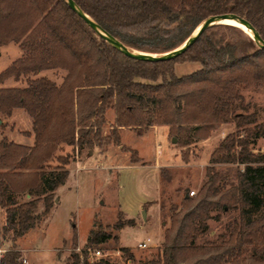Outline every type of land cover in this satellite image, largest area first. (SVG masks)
Instances as JSON below:
<instances>
[{"label":"trees","instance_id":"obj_1","mask_svg":"<svg viewBox=\"0 0 264 264\" xmlns=\"http://www.w3.org/2000/svg\"><path fill=\"white\" fill-rule=\"evenodd\" d=\"M74 2L114 38L147 53L180 46L201 21L220 13L244 17L264 37V0ZM208 30L182 55L147 63L109 45L64 0H0V46L14 42L22 50L1 70L0 85L9 77L17 80L50 68L67 71L60 84L38 76L26 77L24 86H0V116L10 117L13 109L22 108L32 119L34 135L31 146L0 140V208L6 213L2 230L13 243L0 264H22L14 242L49 215L54 191L66 182L71 154L54 156L60 144L73 150L102 142L118 145L120 127L141 135L151 125H168L176 136L185 130V122L194 124V131L226 122H234L236 129L209 155L198 194L191 196L185 189L179 205L172 207L162 245L148 264H235L247 250L251 261L264 263V152L252 150L256 140L264 138V121L248 112L241 92L252 85L264 88V46L250 36L218 44ZM61 52L67 53L69 63ZM182 62L199 68L177 76L175 63ZM107 109L114 111V120L104 136L101 125ZM190 141L186 137L183 143ZM218 163L243 166L234 173L235 183L215 169ZM20 191L35 197L18 202ZM232 208H238L239 219L227 232L208 238V220H218L219 211ZM134 224V219L120 216L112 227ZM73 228L71 243L76 247ZM112 237L117 238L92 228L85 244ZM87 248L81 254L72 250L66 264H115L106 258L89 260ZM120 251L132 260L128 246Z\"/></svg>","mask_w":264,"mask_h":264},{"label":"rangeland","instance_id":"obj_2","mask_svg":"<svg viewBox=\"0 0 264 264\" xmlns=\"http://www.w3.org/2000/svg\"><path fill=\"white\" fill-rule=\"evenodd\" d=\"M220 24L224 23L214 24L208 30V34L218 44L250 36L236 26L227 27ZM21 52L22 50L17 43L8 42L1 45L0 71L7 66L8 61H10V65L13 60L17 59ZM61 53L65 63H69L67 53ZM196 65L198 64L192 62L175 63L174 73L177 76H182V74L197 70L199 65L197 67ZM43 71L34 75L29 74L22 76V78L19 77L21 79L18 78L17 80L21 81L15 80L17 81L15 84L24 86L26 77L34 78L38 76H45L49 80L51 79L60 84L67 73L66 69L63 68H50V70ZM241 92L248 105V112L254 111L258 122L264 121V88L252 85ZM236 113H239V110ZM26 116L16 112L14 116L15 125L14 122L9 120V117L2 115L0 117V140L6 138L8 141H12L6 135L9 129L28 128L29 124L26 121ZM113 120L114 111L107 109L105 111V122L101 125L102 135H109ZM186 123L183 125L186 127L185 130L176 136L169 132L168 125H157L158 129L151 128L148 130L147 128L141 135H138L135 129L131 128L123 130L120 135L119 129L118 145L102 142L100 146L85 147L81 150L74 148L73 150V146L60 144L59 149L54 152V156L70 153L69 164L77 159V153L80 158L84 159L89 150L102 153L105 149L111 147L114 153L118 154V158L123 164L137 162L143 166L120 165L119 175L114 172L101 176V174H94L87 165L83 168H77L75 164L72 165L68 185L59 186L58 190L54 191L53 205L49 215L14 242V246L20 251L18 261L26 264L22 261V258H25L28 264H66L72 250L78 252L75 249L76 247H80L81 250L86 247L100 249L103 256L101 258H106L115 264H148L153 260L162 245L164 231L169 225L168 217L172 207L179 205L185 189L188 191L193 190L196 192L195 195L198 194V190L206 180L205 168L209 164V155L227 134L236 129L234 122H226L217 124L212 128L209 126L200 129V131H194L191 129L194 124ZM21 132L25 134L29 131L21 130ZM186 137L191 140L189 144L183 143ZM172 138L175 141H172ZM252 150L254 152H264V138L257 139ZM158 160L162 164L160 167L155 165ZM51 163H55V160L52 159ZM69 164L66 167L67 170ZM91 164L90 162L88 165ZM214 167L217 171L219 170L228 175L230 183H235L234 173L237 168L241 169L243 166L237 163H218ZM25 192L27 191L17 193L18 202L35 197L33 195L27 197ZM56 196L59 197V200L58 198L56 200ZM120 201L130 209V215L134 217L135 224L116 230L112 227V224L120 216L126 218L125 213L119 209L118 203ZM146 201L150 202H147L142 208L138 207L139 203ZM153 202L157 205L149 209V217L145 219L147 212L142 215V210L147 211V208ZM42 208L43 203L40 201L37 204L36 212L39 213ZM262 211L263 209L252 212L251 217L259 215ZM5 217L6 213L0 208V247L3 249L13 244L9 234L3 236L2 226L5 223ZM238 219V208L219 211L218 220H208L210 231L207 237L215 239L220 233L227 232L228 226H232L231 223ZM73 226L77 235L76 247H73L74 245L71 243ZM92 228H101L103 231L116 235L117 238L112 237L103 243H91L86 246V238ZM146 237L151 239L149 247L139 248L137 246L138 242L145 240ZM19 246L23 248L24 255ZM122 246L130 248L133 255L132 260L124 257L122 251H120ZM248 255L249 250L245 251L240 261L235 264H264L251 261ZM88 259L94 260L97 258L88 254Z\"/></svg>","mask_w":264,"mask_h":264},{"label":"water","instance_id":"obj_3","mask_svg":"<svg viewBox=\"0 0 264 264\" xmlns=\"http://www.w3.org/2000/svg\"><path fill=\"white\" fill-rule=\"evenodd\" d=\"M68 4V6L72 9L74 13H76L81 19L85 21V23L94 30V32L104 39L109 45L117 48L122 54L130 59H136L143 62H166L168 60L174 59L183 52H185L197 39L198 37L207 29H209L212 25L221 23L224 19L234 18L238 20L243 26H246L250 29V37L253 38L255 42H257L260 46H264V37L260 35L258 30L252 25L248 20L244 17L234 13H220L210 15L201 21L197 28L182 42V44L172 50L165 51L164 53H147L135 48H131L128 45H125L123 42L118 40L116 37L114 38L110 33H108L105 29H103L100 25H98L87 13L81 10L78 5L74 2V0H64ZM1 122V121H0ZM172 141H175L172 138ZM145 214V211H143Z\"/></svg>","mask_w":264,"mask_h":264},{"label":"crops","instance_id":"obj_4","mask_svg":"<svg viewBox=\"0 0 264 264\" xmlns=\"http://www.w3.org/2000/svg\"><path fill=\"white\" fill-rule=\"evenodd\" d=\"M6 46V45H5ZM2 47H4V46H2ZM22 53V52H21ZM21 53H20V55H21ZM20 55H18V56H20ZM15 59V58H14ZM9 62L10 61H8V64H7V66L9 65ZM6 66V67H7ZM198 65H196V67H197ZM1 72V71H0ZM40 72H44V71H40ZM21 78H22V76H21ZM21 78H19V79H21ZM17 81H21V80H17ZM17 81H15V79L14 78H7L6 80H4V82L3 83H1V85L0 86H3V87H18L19 86V84L18 85H16L15 84V82L17 83ZM13 82V83H12ZM23 111V109L22 108H20V107H18V108H15V109H13L12 110V112H11V116L9 117V120H11L12 122H14L15 123V125H16V121H15V113L17 112V113H19V114H21V115H24V116H26L27 118H26V121H27V123L29 124V126H28V128H26V129H21V128H19V130H17V128H14V129H9V130H7V132H6V135L8 136V138H9V140H12V141H14L15 143H17V144H23V145H26V146H31L32 144H33V142H34V136H33V134H32V130H31V127H32V119H31V117L28 115V114H26L24 111ZM26 115H25V114ZM1 117V116H0ZM17 127V126H16ZM151 128H153V129H158V126L157 125H151L149 128H148V130H150ZM125 129H127V128H123V127H121L120 128V135H121V133H122V131L123 130H125ZM129 129V128H128ZM21 130H27V131H29V132H31L30 133V135H25V134H23L22 132H21ZM164 130L166 131V129L164 128ZM132 131H134V130H132ZM228 132V130H227V128H226V133ZM9 133H12L11 135L9 134ZM89 153H88V155H86L85 156V158L84 159H82V158H80V156H79V154L77 153V156H76V160H73V161H71V163L69 164V166H68V175H67V180H66V182L63 184V185H61V186H67L68 185V177H69V173H70V168H71V166L72 165H76L77 166V168H83L84 166H88L89 168H91V170L93 171V173L94 174H101V176H106V175H109V173H114V172H117V174L119 175V173H118V169H119V166L120 165H125V166H129V167H135V166H138V167H140V166H143V165H141V164H139V163H137V162H133V163H129V164H127V163H125V164H123L120 160H119V158H118V154H116V153H114V151L112 150V148L110 147V148H108V149H105L102 153L100 152H95L94 150H89L88 151ZM140 156V155H139ZM143 158V157H142ZM92 163L91 165H88L89 163ZM121 162V163H120ZM155 165H158L157 167H160V166H162V164L160 163V161L158 160L157 161V163L155 164ZM86 166V167H87ZM108 178V177H107ZM119 179V178H118ZM68 188V187H67ZM104 189V188H103ZM58 189H56V191H57ZM101 195V194H100ZM25 196H27V197H31L30 196V194L28 193V192H25ZM57 198H58V200H59V197L58 196H56V200H57ZM152 201V200H151ZM147 202H150V201H146V202H144V203H139V205H138V207L139 208H142ZM118 205H119V209L120 210H122L124 213H125V217L126 218H132V219H134V217H132L131 215H130V209L129 208H127L125 205H123V203H121V201L118 203ZM157 204L155 203V202H153V204L150 206V207H148L147 208V211L146 210H144L145 211V213L147 212V217L145 218V219H147L148 217H149V209H151V208H153V206H156ZM52 213V212H51ZM142 215H144L143 214V210H142ZM144 219V218H143ZM19 249L21 250V252L23 253V255H24V251H23V248H21L20 246H19ZM26 264H28V262H27V259H26Z\"/></svg>","mask_w":264,"mask_h":264},{"label":"built area","instance_id":"obj_5","mask_svg":"<svg viewBox=\"0 0 264 264\" xmlns=\"http://www.w3.org/2000/svg\"><path fill=\"white\" fill-rule=\"evenodd\" d=\"M188 192H189V195H191V196L195 195V193H196L193 190H189ZM150 241H151V239L149 237H146L145 240H142V241L138 242V245L137 246L139 248H147V247H149V244H150L149 242ZM6 249L7 248L3 249V248L0 247V257L3 255V253L5 252ZM75 249H76V251H78V253L81 252L80 247H76ZM87 252H88V254H90L91 256H93V257H95L97 259L103 257L102 254H101L100 249H97V248H90V247H88L87 248ZM80 258H82L81 255H80ZM22 261L23 262H26V259L25 258H22Z\"/></svg>","mask_w":264,"mask_h":264},{"label":"bare ground","instance_id":"obj_6","mask_svg":"<svg viewBox=\"0 0 264 264\" xmlns=\"http://www.w3.org/2000/svg\"><path fill=\"white\" fill-rule=\"evenodd\" d=\"M221 23L228 24V25H234L240 27L244 32L248 33L249 35L251 34L250 29L246 26H243L238 20L234 18L230 19H224L221 21Z\"/></svg>","mask_w":264,"mask_h":264}]
</instances>
